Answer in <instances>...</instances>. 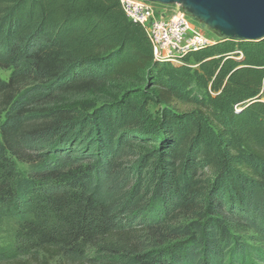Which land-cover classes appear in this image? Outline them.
I'll return each instance as SVG.
<instances>
[{
	"label": "trees",
	"instance_id": "trees-1",
	"mask_svg": "<svg viewBox=\"0 0 264 264\" xmlns=\"http://www.w3.org/2000/svg\"><path fill=\"white\" fill-rule=\"evenodd\" d=\"M0 70V264H220L264 243V39L158 62L119 0H0Z\"/></svg>",
	"mask_w": 264,
	"mask_h": 264
},
{
	"label": "built area",
	"instance_id": "built-area-1",
	"mask_svg": "<svg viewBox=\"0 0 264 264\" xmlns=\"http://www.w3.org/2000/svg\"><path fill=\"white\" fill-rule=\"evenodd\" d=\"M126 17L138 24L151 46L154 61L180 64L188 54L214 44L194 26L195 19L178 6L170 16L159 4L142 0H119ZM241 56L240 52H235Z\"/></svg>",
	"mask_w": 264,
	"mask_h": 264
},
{
	"label": "water",
	"instance_id": "water-1",
	"mask_svg": "<svg viewBox=\"0 0 264 264\" xmlns=\"http://www.w3.org/2000/svg\"><path fill=\"white\" fill-rule=\"evenodd\" d=\"M178 6L220 38L255 42L264 39V0H142Z\"/></svg>",
	"mask_w": 264,
	"mask_h": 264
},
{
	"label": "rangeland",
	"instance_id": "rangeland-1",
	"mask_svg": "<svg viewBox=\"0 0 264 264\" xmlns=\"http://www.w3.org/2000/svg\"><path fill=\"white\" fill-rule=\"evenodd\" d=\"M166 11V17L170 16V14L175 11V7L173 6H166L163 7ZM194 26L195 28L203 34L205 37H208L212 40H216L220 38L215 32L207 29L202 24L197 22L195 20ZM11 71L10 70H0V80L7 81L9 79ZM137 87L138 84L136 83H123L120 85L121 88H128V87ZM262 98L264 101V93L262 94ZM105 102L103 100L98 101V103ZM3 120L1 118L0 122ZM17 169L19 173L24 172V166L17 164ZM251 235L252 233H247L244 235H241L240 238L243 239V243H245L247 248H245L243 251H241V259H235L233 255H231L230 251L232 247H229L225 251V255L223 259L220 261V264H264V243L262 242H256V239H252ZM8 233L6 231H0V263L3 259V254H5V251L9 250V244H8ZM255 248L256 250H253ZM256 251H259L257 253ZM13 263L11 264H72L68 263L66 261H63L59 258L55 259H48L43 254H33L28 256H15L13 259Z\"/></svg>",
	"mask_w": 264,
	"mask_h": 264
}]
</instances>
